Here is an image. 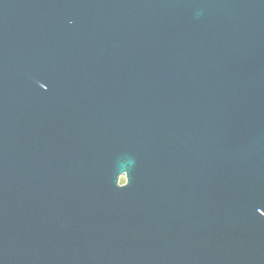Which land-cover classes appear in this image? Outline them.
<instances>
[{
    "label": "water",
    "instance_id": "obj_1",
    "mask_svg": "<svg viewBox=\"0 0 264 264\" xmlns=\"http://www.w3.org/2000/svg\"><path fill=\"white\" fill-rule=\"evenodd\" d=\"M0 264H264V0H0Z\"/></svg>",
    "mask_w": 264,
    "mask_h": 264
},
{
    "label": "rangeland",
    "instance_id": "obj_2",
    "mask_svg": "<svg viewBox=\"0 0 264 264\" xmlns=\"http://www.w3.org/2000/svg\"><path fill=\"white\" fill-rule=\"evenodd\" d=\"M123 181H124V180L121 178V179H120V183H123Z\"/></svg>",
    "mask_w": 264,
    "mask_h": 264
}]
</instances>
